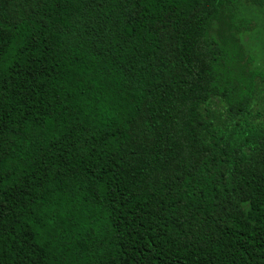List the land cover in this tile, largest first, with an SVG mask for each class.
<instances>
[{"label":"trees","instance_id":"16d2710c","mask_svg":"<svg viewBox=\"0 0 264 264\" xmlns=\"http://www.w3.org/2000/svg\"><path fill=\"white\" fill-rule=\"evenodd\" d=\"M0 264H264V0H0Z\"/></svg>","mask_w":264,"mask_h":264}]
</instances>
